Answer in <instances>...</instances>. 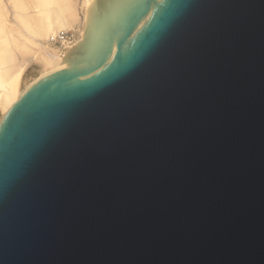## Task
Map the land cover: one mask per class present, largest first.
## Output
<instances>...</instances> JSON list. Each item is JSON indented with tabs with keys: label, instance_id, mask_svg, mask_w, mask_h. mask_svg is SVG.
I'll list each match as a JSON object with an SVG mask.
<instances>
[{
	"label": "water",
	"instance_id": "obj_1",
	"mask_svg": "<svg viewBox=\"0 0 264 264\" xmlns=\"http://www.w3.org/2000/svg\"><path fill=\"white\" fill-rule=\"evenodd\" d=\"M93 66L0 126V264H264V0H166Z\"/></svg>",
	"mask_w": 264,
	"mask_h": 264
},
{
	"label": "bare ground",
	"instance_id": "obj_2",
	"mask_svg": "<svg viewBox=\"0 0 264 264\" xmlns=\"http://www.w3.org/2000/svg\"><path fill=\"white\" fill-rule=\"evenodd\" d=\"M165 2L0 0V126L36 82L117 56ZM30 67L38 71L27 80Z\"/></svg>",
	"mask_w": 264,
	"mask_h": 264
},
{
	"label": "rangeland",
	"instance_id": "obj_3",
	"mask_svg": "<svg viewBox=\"0 0 264 264\" xmlns=\"http://www.w3.org/2000/svg\"><path fill=\"white\" fill-rule=\"evenodd\" d=\"M37 68L36 67H30L28 72H27V75H26V79H30L31 77H33L36 73H37Z\"/></svg>",
	"mask_w": 264,
	"mask_h": 264
}]
</instances>
